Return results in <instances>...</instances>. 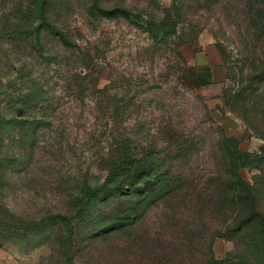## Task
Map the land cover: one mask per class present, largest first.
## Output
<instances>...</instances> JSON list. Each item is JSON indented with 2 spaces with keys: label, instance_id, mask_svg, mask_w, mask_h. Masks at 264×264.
I'll return each mask as SVG.
<instances>
[{
  "label": "rangeland",
  "instance_id": "obj_1",
  "mask_svg": "<svg viewBox=\"0 0 264 264\" xmlns=\"http://www.w3.org/2000/svg\"><path fill=\"white\" fill-rule=\"evenodd\" d=\"M99 4L119 14L93 16V0H0V264H70L66 232L53 236L65 223L49 219L92 233L119 204L98 205L89 224L76 201L146 157L207 188L223 137L248 157L238 174L264 215V44L249 14L264 0ZM176 201L133 228L149 244L111 254L112 243L95 241L90 255L73 252L74 264H147L157 240L171 241L168 264H264L260 221L234 232L231 218Z\"/></svg>",
  "mask_w": 264,
  "mask_h": 264
},
{
  "label": "trees",
  "instance_id": "obj_2",
  "mask_svg": "<svg viewBox=\"0 0 264 264\" xmlns=\"http://www.w3.org/2000/svg\"><path fill=\"white\" fill-rule=\"evenodd\" d=\"M93 1L94 5L91 9L93 16L111 19L119 14L118 9L108 10L100 6L99 0ZM249 14L252 26L259 35L257 43L259 48H261L262 42L264 44V9L251 6ZM46 30L54 31L51 26ZM61 37L63 39L59 40V42L63 47H71L64 36L62 35ZM262 51L264 53V50ZM260 81L264 84V72ZM153 156L149 158H153ZM186 157V155L182 156L181 153L175 160L180 161V158L185 159ZM247 158V156L238 152V145L234 140L223 137L219 153L220 164H218L215 172L213 171L209 174L208 182L205 183L207 188L203 187L201 179H195V181L191 179L189 171L183 170L177 173H173L170 169L162 171V168L158 167L153 161L147 163L148 157L141 162L138 161L136 165L131 163L129 166L128 164L120 172H112L113 170L111 169L109 173H112L109 175V180L104 184V187L99 191H93L94 193L89 192L88 196H86L88 198L86 203L82 199L76 201V210L79 211L77 218H81L83 222L95 224L97 219L94 217L95 215L90 216L91 210L98 205L110 203L113 200L119 204L116 215L111 219L105 218L103 220L104 224L94 229L92 233L83 235L80 233L82 229L80 224L73 225L65 216H53L49 219L50 224L57 226V224L62 222L66 226L65 231L63 229H54V241L60 242L62 238H65L64 232H66V238L62 245L68 246L70 249V257H68V263L70 264H74L75 255L73 252L80 256L83 253L81 257L88 256L92 253V246L97 241H102L104 244L108 243L109 245L112 243L114 247L110 250L111 254L115 253L116 250L126 252L128 247H133L135 244L145 246L150 243L149 237L139 233V236L134 238L133 228L136 229L135 227L143 220L146 210L166 199L177 200L176 202L181 203L185 212L189 209L199 213L209 211L211 215L214 214L218 219L231 218V222L224 223V226L228 228L227 230L241 232L253 227L258 221H260V227L263 228L264 215L260 212L262 209L259 207L256 196L251 194V191L255 193L256 189L254 190V188L245 185L238 174V171L245 166L244 160ZM126 161V159L123 160V162ZM119 169L120 166L116 167V170ZM248 201L250 202L247 204ZM246 205L250 207V213L247 212V209L244 210ZM100 214L103 213L100 211ZM234 215L236 216L234 217ZM84 217L88 218L87 221H85ZM184 240L187 241L186 239ZM154 245L155 248L158 246V252L150 254L152 256L147 264H168L172 261L167 252L172 247L171 241L166 243L161 240V244H159L157 240Z\"/></svg>",
  "mask_w": 264,
  "mask_h": 264
}]
</instances>
